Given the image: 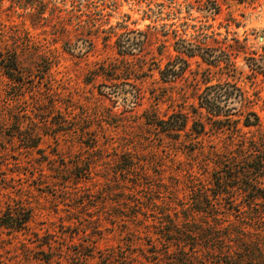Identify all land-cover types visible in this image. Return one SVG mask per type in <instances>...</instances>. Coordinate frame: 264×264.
<instances>
[{
	"label": "rangeland",
	"instance_id": "1",
	"mask_svg": "<svg viewBox=\"0 0 264 264\" xmlns=\"http://www.w3.org/2000/svg\"><path fill=\"white\" fill-rule=\"evenodd\" d=\"M48 6L38 22L27 16L33 9L0 3V51L17 50L26 74L19 85L0 69V264H48V258L51 264H223L225 245L206 238L224 236L239 218L226 209L230 201L218 202L216 223L211 214L195 215L192 199L223 187L213 179L237 158L240 135L264 133V75L248 67L263 54L264 0H52ZM55 6L61 11L54 16ZM164 24L178 37H163ZM178 39L205 45L206 57H231L237 72L184 55L188 67L162 80ZM225 72L255 101L261 128L239 135L212 127L205 111L192 113L206 80L234 79ZM235 108L233 114H243L240 104ZM178 112L191 115L177 140L148 122ZM201 121L206 131L198 135L190 128ZM30 136L38 147L29 148ZM10 207L32 211L26 230L2 226ZM174 230L188 234L187 243L170 241ZM260 230L254 233L264 242ZM223 242L236 250L235 242Z\"/></svg>",
	"mask_w": 264,
	"mask_h": 264
},
{
	"label": "trees",
	"instance_id": "2",
	"mask_svg": "<svg viewBox=\"0 0 264 264\" xmlns=\"http://www.w3.org/2000/svg\"><path fill=\"white\" fill-rule=\"evenodd\" d=\"M4 1H10L12 8L33 9L34 12L28 13L27 16L31 19L35 18L38 22L46 20L45 15L49 9L48 5L52 2V0H47V2H45L46 0L44 2H41V0H0V3ZM50 11L51 15L55 16L61 10L55 6L52 9L50 8ZM167 27L166 24L162 25L163 32L161 35L163 37L171 35L178 37V30L165 31L164 29ZM138 43L142 46L144 40H139ZM205 47L202 44L191 45L185 40L178 39V54L160 72L162 80H168L183 72L184 68L181 65L188 67V59H185L184 55L190 59L199 57L211 68H219L224 71L225 69H229L234 73L237 72L231 57L217 58L209 53L206 54L208 56L206 57L204 51L208 48ZM120 49L124 55L129 53V50L125 47H121ZM262 49L263 54L259 58H251L249 61H252V63H248V67L257 75H264V48ZM179 62L181 64L175 66ZM0 69L10 80L18 82L19 85L24 84L26 74L21 66V57L17 50L8 49L6 52L0 51ZM225 73L228 77H233L234 79H227L225 82H218L216 84H212L210 80H206L205 89L198 95L199 106L192 113L199 117L205 111V117L212 127L217 130L229 128L239 135L242 133L243 128H261L262 118L253 109L255 101L248 97L238 86V82L236 81L238 79L237 76ZM238 104L243 107V114L237 115L232 113L236 110L235 106ZM190 115L191 112H178L172 114L167 120H157V118L156 120H152L149 118L148 122L150 125L154 124L160 127L161 131L169 138L177 140L188 129ZM190 130L201 135L206 131V124L202 121L197 122L192 125ZM240 136L242 139L239 142L237 158L231 157L230 161H226L227 163L224 164L226 172H217L216 178L213 179V183L217 188L219 185H223V187H219L220 189L217 194L214 195L208 194L207 189L203 190L200 193L202 195L200 198L192 199L194 206H196L192 213L195 215L211 214L210 217L214 218L215 220L213 221L216 223V219L221 216L218 202L230 201L232 207H227L226 209L236 218H239V223L234 228L231 226L225 228L226 233L224 236H218L216 239L206 238L207 242L212 241L213 243L225 245L224 248H221V251L225 250V254H222L225 260H221L223 264H247L248 262L264 264V242L257 236L258 234L254 233L264 228V188L260 186V181L264 178V133L255 138L254 136L250 138L243 137V135ZM30 137L27 140L30 145L29 148L38 147L39 144L36 138L34 136ZM235 181L237 182L236 185L228 184ZM228 190H241L245 193L242 196L230 197L226 192ZM32 217L31 210H25L23 207H10L5 218L2 220V226L13 231L26 230ZM190 233L192 232L190 231ZM170 234L174 235L170 239L173 242L180 243L183 238H186L185 243H187V240L190 238V236H187L188 234L176 230L170 231ZM205 234L206 232H204ZM209 237L212 236L209 235ZM253 237H256L254 241L250 240ZM224 240H228L230 243L235 242L236 250L232 249V244L227 245L224 243ZM191 241L196 242L195 240ZM210 247L217 249V246L210 245ZM46 262L51 264V258L46 259Z\"/></svg>",
	"mask_w": 264,
	"mask_h": 264
}]
</instances>
